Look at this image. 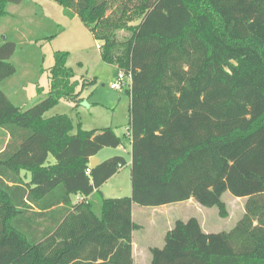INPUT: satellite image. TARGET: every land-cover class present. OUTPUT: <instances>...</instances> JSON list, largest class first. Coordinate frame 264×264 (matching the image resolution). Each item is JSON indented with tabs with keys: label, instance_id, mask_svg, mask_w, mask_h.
Listing matches in <instances>:
<instances>
[{
	"label": "trees",
	"instance_id": "1",
	"mask_svg": "<svg viewBox=\"0 0 264 264\" xmlns=\"http://www.w3.org/2000/svg\"><path fill=\"white\" fill-rule=\"evenodd\" d=\"M52 1L81 20L102 61L130 76L129 121L120 137L110 127L71 133L66 115L44 117L61 100L77 108L95 82L75 79L63 51L53 53L47 93L37 86L24 106L9 61L16 44L0 36V264H133V204L193 199L224 217L225 191L246 198L231 230L176 220L149 264H264V0ZM21 2L0 0V22ZM123 138L131 194L106 198L100 187L127 162L89 160Z\"/></svg>",
	"mask_w": 264,
	"mask_h": 264
},
{
	"label": "rangeland",
	"instance_id": "2",
	"mask_svg": "<svg viewBox=\"0 0 264 264\" xmlns=\"http://www.w3.org/2000/svg\"><path fill=\"white\" fill-rule=\"evenodd\" d=\"M8 11L9 15L0 22V36L3 34L16 44L15 53L9 61L17 69L15 82L25 84L23 93L18 95L25 98L24 106H29L37 100V86L43 88L42 94L47 93L48 69L54 62L53 53L67 52L66 64L72 68L75 79L84 76L95 78V82L83 90V100L79 108L61 100L47 110L44 117L66 115L71 121V133H76L78 127L83 130L111 127L116 135L123 137L129 121L128 88L110 87L117 81L118 71L101 60L98 49L100 43L92 37L81 20L77 16H68L67 12L52 0H23L20 4L9 5ZM49 36L52 38H47ZM40 69H43L42 73ZM34 80L37 84L33 83ZM11 97L14 102L20 99ZM99 153L104 159L120 155L127 162L119 169L118 175L103 188V196L124 193H129V196L130 157L126 139L123 138L122 146L106 147ZM48 161L54 162L51 155ZM221 199L226 212L224 217L220 215L218 207L202 206L193 199L171 203L161 208L134 204V221L142 226L133 231V239L138 246L134 251L133 264L150 263L149 248H160L164 245L163 235L167 229L173 227L176 220L186 221L193 217L204 232L231 230L243 215L246 198L235 197L225 191ZM93 204L98 212L100 207L97 196L94 197Z\"/></svg>",
	"mask_w": 264,
	"mask_h": 264
},
{
	"label": "crops",
	"instance_id": "3",
	"mask_svg": "<svg viewBox=\"0 0 264 264\" xmlns=\"http://www.w3.org/2000/svg\"><path fill=\"white\" fill-rule=\"evenodd\" d=\"M112 66V65H111ZM114 67V66H113ZM48 78V77H47ZM48 88H49V84H48ZM42 90H43V88H41ZM128 95H129V93H128ZM73 105V104H72ZM81 105V104H80ZM79 105V106H80ZM79 106L77 107V108H79ZM106 128V127H105ZM111 128V127H110ZM113 129V128H112ZM126 144H127V148H128V154H129V157H130V159H129V164H130V161H131V142H130V139H126ZM97 158H99V162L100 161H102V160H104V158L103 157H101L100 156V153L96 156ZM118 175V173H116L114 176H112L110 179H108L101 187H100V191H101V193H102V191H103V188L110 182V181H112V179H114L116 176ZM127 194H129V193H124V194H121V195H109L108 197H106V198H113V197H122V196H128ZM103 195V194H102ZM74 196V198L73 197H71L72 198V201H73V203H75V202H77V201H79L80 199H81V196H79V195H73ZM104 197V196H103ZM191 200V199H190ZM168 205V204H167ZM164 206H166V205H162V206H157V207H159V208H161V207H164ZM134 204L132 205V220H133V222H135L134 221V216H133V214H134ZM136 223V222H135ZM137 224V223H136ZM139 225V227L141 228V226L142 225H140V224H138ZM170 229V228H169ZM169 229H167L166 231H165V233H164V235L166 234V232L169 230ZM163 235V236H164ZM134 236H133V233H132V257H134V251H135V249H138V246L137 245H135V242H134ZM151 248H153V247H150L149 248V252H150V249ZM151 255V254H150Z\"/></svg>",
	"mask_w": 264,
	"mask_h": 264
},
{
	"label": "built area",
	"instance_id": "4",
	"mask_svg": "<svg viewBox=\"0 0 264 264\" xmlns=\"http://www.w3.org/2000/svg\"><path fill=\"white\" fill-rule=\"evenodd\" d=\"M130 83V76L125 75L123 72L118 73V79L117 81L113 82L110 87L112 89H119L121 87H127ZM87 172H89V169H87Z\"/></svg>",
	"mask_w": 264,
	"mask_h": 264
},
{
	"label": "water",
	"instance_id": "5",
	"mask_svg": "<svg viewBox=\"0 0 264 264\" xmlns=\"http://www.w3.org/2000/svg\"><path fill=\"white\" fill-rule=\"evenodd\" d=\"M99 163V158L95 157H91L89 160V165L90 167H94Z\"/></svg>",
	"mask_w": 264,
	"mask_h": 264
}]
</instances>
